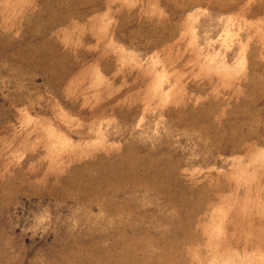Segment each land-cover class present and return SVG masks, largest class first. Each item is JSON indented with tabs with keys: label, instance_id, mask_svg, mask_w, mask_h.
<instances>
[{
	"label": "rangeland",
	"instance_id": "obj_1",
	"mask_svg": "<svg viewBox=\"0 0 264 264\" xmlns=\"http://www.w3.org/2000/svg\"><path fill=\"white\" fill-rule=\"evenodd\" d=\"M0 264H264V0H0Z\"/></svg>",
	"mask_w": 264,
	"mask_h": 264
}]
</instances>
